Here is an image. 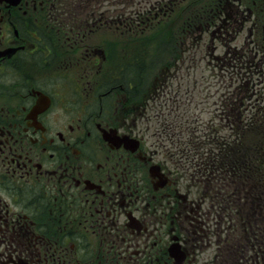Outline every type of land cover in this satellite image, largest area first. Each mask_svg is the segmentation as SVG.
Returning <instances> with one entry per match:
<instances>
[{"label": "flooded vegetation", "instance_id": "af4514ba", "mask_svg": "<svg viewBox=\"0 0 264 264\" xmlns=\"http://www.w3.org/2000/svg\"><path fill=\"white\" fill-rule=\"evenodd\" d=\"M56 1L0 0V264H264L262 197L239 235L231 214L207 226L212 211L199 213L182 193V174L172 168L179 164L156 148L176 144L179 122L149 141L138 117L155 96L141 106L123 95L104 108L103 28L96 19L72 21ZM218 4L196 13L193 45L210 34L227 48L226 67L250 50L264 92V0ZM89 33L98 48L90 49ZM69 50L84 57L65 60ZM161 80L158 92L168 76ZM230 114L221 113L228 125ZM208 162L197 173L209 186L217 165ZM224 169L231 174V163ZM214 235L224 247L210 256Z\"/></svg>", "mask_w": 264, "mask_h": 264}, {"label": "rangeland", "instance_id": "374dc122", "mask_svg": "<svg viewBox=\"0 0 264 264\" xmlns=\"http://www.w3.org/2000/svg\"><path fill=\"white\" fill-rule=\"evenodd\" d=\"M160 1L161 0H57L56 6L66 7L69 10L71 9L74 13L72 18L74 22L79 21L84 23L86 20H90L91 22L94 19L97 21L102 20L103 23L107 24L104 26L102 25L101 28H105L110 25L111 20L120 19L122 16L124 18L126 15L131 14L133 18H136L137 13L149 11L151 5H155ZM218 3L219 0L216 1L215 7L219 6ZM178 17L179 16L176 17L174 25L170 28L166 25L162 27V30H146L144 32L146 35H157V39L155 41L152 40L150 42L151 44L148 46V54L145 53L141 56L142 59L147 60L146 66L149 70L147 71L149 73H147V77H149L148 83L151 89L150 91L154 89V86L160 84L161 79L159 78L160 75H162L161 70L164 64L166 65L173 62V60L170 59L178 56L180 51L181 57L178 61V67L172 68L171 75L168 76V80L166 81L167 86L162 89L163 92L161 89H159V92L155 90L153 93L155 97L147 104L145 112L138 117V128L147 129L145 133H148L147 135L150 141L152 138L151 134L161 130L158 127H164L165 124L168 127L169 123L175 120L179 122L176 128V130H178L176 132V139L178 141H176L174 146L172 143H168L170 144L169 146L163 138L162 141L167 144V146L165 147L166 149L159 146L156 147L157 151H159V157L162 158L163 156H167V158H170V162L173 163L174 160L179 164V167L173 165L172 168L177 169L178 172L182 174V182L180 184L183 187L182 193L191 201H195V203L199 204V213L212 211V215L206 223L207 226H213L218 221V215L222 213L225 215L231 214L237 219L235 234L239 235L244 228L246 214L253 212L252 203L259 190L256 186L257 184H262L264 186V176L261 177L256 168L253 167L250 169L249 166L237 168V171H233L229 174L227 169H224L225 162L230 164L233 158L237 159V152L234 149L229 150L227 147L234 148L242 140L247 142L248 147H254V145L250 143L256 142V144H259L264 126L255 123L252 129L250 128L247 133L238 132L233 126L227 124L226 117L221 115V113L228 112L226 107L223 109L226 105L225 101L228 91L236 95L237 92H241L240 86L245 83L246 74H248V77L253 78L252 80L254 82H251V84L257 85V78L259 75L255 74V67H251L249 72L244 70V68H240L232 71L230 74L229 68L226 67L225 62L222 60L224 59L223 57L225 56L227 48L222 47L223 45L212 44L210 42V34L205 35V43H202L200 46L196 42L197 47L193 45L194 41L188 39L180 50V46L176 44L180 32ZM153 21H156V19L154 18ZM132 30L134 31V29ZM138 33L139 32H135L134 36H130V38H136L137 36L141 38L143 36ZM88 35H90L87 37L88 45L92 46L90 49L98 48V41L91 36L92 34L89 33ZM127 38H129L128 35L119 36L114 39L113 43H117L119 46H115V48L111 49V51L114 52V61H112L108 67L109 71L105 74V76L107 75L108 77L104 79V81L107 82L112 78H116L118 74H121L120 71H127L129 60L132 63L129 71L133 68L136 70L137 64L133 61V58L130 56L126 57L127 54L123 55L125 53V51H123L124 48L128 50L125 45ZM242 38L243 36L240 37V40ZM104 44H106L105 38ZM207 46L211 47L208 48ZM83 50L84 48L81 51L83 52ZM82 52L80 53L81 55L78 54L79 56L74 55V57H72L70 56L73 55L72 50L71 52L69 50L68 56L65 55L64 51V59L66 60V58L70 57L74 59L83 58L84 55ZM250 52V50L247 51V54L250 55ZM226 60L229 61V58H226ZM65 65H67V62ZM111 66H113V68ZM72 74L73 73H71V75ZM251 84L248 83V87ZM131 85H133V83H129L126 86L129 87ZM102 86L103 88H101V90L103 91L105 84H102L101 87ZM84 87L85 84H80L81 90ZM71 97L73 99L72 95ZM243 98L241 92L238 99L234 97V99L229 98L228 100L229 102H237L238 100V103H240ZM246 100L243 99V102L237 105L238 110L242 108V112H246L249 117H251L252 114L255 115V113L257 116L264 115V103L260 104V110L254 109L253 111L249 107L246 108ZM104 101V108L107 105H111V102L105 99V97ZM172 107L174 109H172ZM229 108H231V106H229ZM163 119H167L164 121L165 123L161 121ZM168 131L171 132L169 129ZM193 131L195 136H193ZM223 140H226V142L229 140V144L225 146L219 143ZM193 142L198 148L196 152L193 151V149L191 150ZM181 147H185L186 150L182 151ZM225 148L228 149L229 152H232V156L227 155ZM167 149H170L169 154L165 151ZM172 150L177 152L172 154ZM196 153H201L202 155H196ZM219 153L222 157L215 161L223 164L219 166L218 170L217 163H212L214 167L217 165L215 170L216 174L214 179L209 181L210 184L208 186L203 180L205 178L203 176L201 178L197 171L198 169L206 171L205 167L209 163L208 160L213 157L215 158ZM223 157H229L230 160ZM221 168L223 170H220ZM228 202L229 204H227ZM191 205L197 210L196 205ZM225 205L228 212L222 209ZM223 227L225 228L226 225ZM212 229H216V227L213 226ZM227 230L230 231V229L222 230V234H225ZM218 232L219 230L216 234H219ZM210 238L213 245L207 251L208 255L214 256L219 248H223L224 245L219 241V238H215V235ZM249 244L251 245L252 242H249ZM250 254L253 255L251 249L248 250V256ZM217 264H221L220 259Z\"/></svg>", "mask_w": 264, "mask_h": 264}, {"label": "trees", "instance_id": "16d2710c", "mask_svg": "<svg viewBox=\"0 0 264 264\" xmlns=\"http://www.w3.org/2000/svg\"><path fill=\"white\" fill-rule=\"evenodd\" d=\"M149 44L150 43H145L143 45L146 51H147V47L149 46ZM134 60L136 61V63H138L139 61H144L145 59H142L140 56L137 55V56H134ZM139 75H140L139 72L133 68L130 71L128 69L127 72H125L124 77L127 80H131L133 78L135 83L137 84L140 81V79H138Z\"/></svg>", "mask_w": 264, "mask_h": 264}]
</instances>
